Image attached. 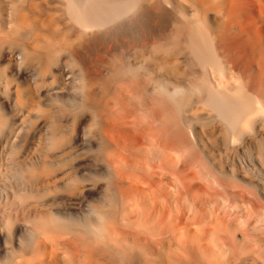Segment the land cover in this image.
Here are the masks:
<instances>
[{"label":"bare ground","instance_id":"obj_1","mask_svg":"<svg viewBox=\"0 0 264 264\" xmlns=\"http://www.w3.org/2000/svg\"><path fill=\"white\" fill-rule=\"evenodd\" d=\"M0 264H264V0H0Z\"/></svg>","mask_w":264,"mask_h":264},{"label":"rangeland","instance_id":"obj_2","mask_svg":"<svg viewBox=\"0 0 264 264\" xmlns=\"http://www.w3.org/2000/svg\"><path fill=\"white\" fill-rule=\"evenodd\" d=\"M114 24H115V23H114ZM116 26H117V25H114V26H113V24L109 23L108 25H106V26L104 27V29H105L107 32H108V31L113 32V30H116V29H117ZM108 27H109V28H108ZM113 27H114V28H113ZM106 28H107V29H106ZM103 31H104V30H103ZM111 32H109V33H111ZM66 99H67V98H66ZM66 99H64L65 103L62 102L63 105L67 104L68 101H67ZM66 101H67V102H66ZM58 103H61V101H59ZM62 103H61V104H62ZM68 104H69V103H68ZM68 104H67V105H68ZM20 127H21V126H20ZM20 127H18V129H19ZM24 127H25V126H23V127L20 128V129H21V130H19L20 132H18V129L16 130L17 133H18V136L16 135V134H17L16 131L14 132L15 134L13 133V137L11 138V140H10L9 143H8V146H9V147L7 146L8 148L13 147V146L16 144L15 139H16V138L19 139V138L21 137V135L24 134V132H25V131L23 132ZM25 128H26V127H25ZM25 130H26V129H25ZM20 133H21V134H20ZM14 136H15V138H14ZM16 136H17V137H16ZM19 136H20V137H19ZM17 139H16V140H17ZM13 142H14L15 144H14ZM10 144H12L11 147H10ZM13 144H14V145H13ZM8 148L6 149V151L9 150Z\"/></svg>","mask_w":264,"mask_h":264}]
</instances>
